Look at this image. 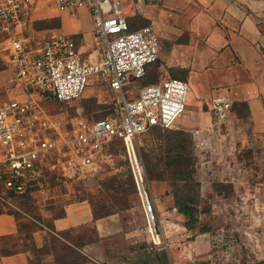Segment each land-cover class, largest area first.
<instances>
[{
  "label": "built area",
  "instance_id": "obj_1",
  "mask_svg": "<svg viewBox=\"0 0 264 264\" xmlns=\"http://www.w3.org/2000/svg\"><path fill=\"white\" fill-rule=\"evenodd\" d=\"M43 5L70 12L87 6L103 45L101 59L86 61L79 42L55 29L30 35L33 12ZM121 7L122 0H0V60L13 69L14 82L24 94L0 104V184L22 194L43 186L48 172H90L108 145L121 139L143 211L147 250H158L166 239L165 219L146 175L139 140L153 127L172 128L179 122L190 85L177 77L141 87L133 81L156 63L160 41L152 23L130 30ZM90 76L112 93L114 115L88 119L76 105ZM51 97L75 105L74 113H49L43 101ZM231 105L222 97L212 99L211 126L191 130L197 147H205L208 137L225 146L232 140ZM194 244L204 250L196 246L188 264L252 261L243 238L224 227L197 237Z\"/></svg>",
  "mask_w": 264,
  "mask_h": 264
},
{
  "label": "crops",
  "instance_id": "obj_2",
  "mask_svg": "<svg viewBox=\"0 0 264 264\" xmlns=\"http://www.w3.org/2000/svg\"><path fill=\"white\" fill-rule=\"evenodd\" d=\"M121 9L130 30L154 24L160 46L158 59L150 69L157 68L158 81L177 77L189 83L186 110L178 123H189L191 130L211 126L212 99L222 97L232 104L229 117L234 134L242 132L252 139L264 159V0H122ZM54 16L61 20V27L55 30L73 36L86 61L101 59L103 45L94 32L87 6L71 12L40 6L33 12L28 33L36 34V30L30 32L33 20ZM87 47L92 51L87 53ZM22 96L14 82L13 69L0 60V104ZM153 195L161 208L162 196L155 192ZM42 215L48 216L45 211ZM29 219L0 213V264H56L50 250L34 256L22 248L25 238L20 227ZM113 221L111 215L95 218L87 201H74L64 206V214L52 219V226L56 232L77 233L94 226L96 239L86 243L80 252L90 259L85 264H105L108 256L104 238L114 231ZM40 225L31 234L37 249L48 245L52 232ZM205 235L200 233L198 239ZM147 245L144 250L149 252ZM3 247L12 253L3 254Z\"/></svg>",
  "mask_w": 264,
  "mask_h": 264
},
{
  "label": "rangeland",
  "instance_id": "obj_3",
  "mask_svg": "<svg viewBox=\"0 0 264 264\" xmlns=\"http://www.w3.org/2000/svg\"><path fill=\"white\" fill-rule=\"evenodd\" d=\"M60 27V17L54 16L33 20L30 32ZM90 51L92 48L87 47V53ZM159 78V72L153 66L143 80L133 81L141 87ZM89 79L90 85L76 105L82 106L94 119L114 115L112 93L96 76ZM128 87L131 86L125 88ZM74 106H63L62 113L72 115ZM59 109V106L55 107V110ZM190 126L181 122L172 128H152L140 136V153L143 148L157 152L164 144L163 139L173 130H184L193 139ZM205 144L203 148L197 147L193 139L194 176L199 197L197 222L191 226H185L186 217L175 206V195L192 194V191L184 186V182L176 183L167 176L164 180H151L146 172L152 193L162 196L159 211L161 219H165L166 239L158 250H144L147 245L141 229L144 219L120 140L113 141L100 154L94 170L67 176L48 172L43 186L36 187L31 195L11 194L0 186V212H12L16 217L29 216V220L41 219L45 224L64 213V206L74 201H87L96 215L116 212L110 214L115 218L113 223L116 227L104 238L108 256L105 264H188L197 246L194 242L198 235L214 233L220 227L243 238L245 251L252 260L247 264H260L264 261V159L261 152L255 142L242 132H236L226 146L224 142L214 143L210 137L205 139ZM42 211L48 216L44 217ZM179 224L181 228L178 229ZM86 232L93 236L91 227H87ZM70 234L76 239L78 233L71 231ZM58 246L64 255L65 248Z\"/></svg>",
  "mask_w": 264,
  "mask_h": 264
},
{
  "label": "trees",
  "instance_id": "obj_4",
  "mask_svg": "<svg viewBox=\"0 0 264 264\" xmlns=\"http://www.w3.org/2000/svg\"><path fill=\"white\" fill-rule=\"evenodd\" d=\"M152 65H150L147 68V73L143 78H145L148 75L150 67ZM157 81L158 80L149 83H154ZM66 105L68 104L64 102H60L52 97L47 98L45 101H43L44 108L49 113H53V114L64 112L62 107ZM57 106L60 107L59 110H55V107ZM84 115L88 119H91V117L88 116V113L85 110H84ZM153 128H161V127L156 126ZM115 140H120L121 142V139H115ZM163 141L164 144L160 145L157 152H155V150L152 149L146 150L145 148H143L141 151V157L144 162L146 172L151 180H162V179L164 180L166 179L167 176L170 177L176 183L178 181L184 182L185 183L184 186L192 191V194L181 195L180 193L179 195L178 194L175 195V206L178 207L179 211L183 213L184 216L186 217L185 226H191L192 224H195L197 222V218H196L197 197H199V190L196 187L198 184L194 176L195 162H194V151L192 147L193 139L184 130H173L169 132V135L165 139H163ZM122 150L124 152L123 145H122ZM131 180L133 183V187L135 189L132 174H131ZM119 184L122 185L121 182H119ZM0 186L4 188L2 183L0 184ZM36 187L37 186L34 185L22 194H17L13 190H9L6 188L4 189H6L11 194L25 196V195H31ZM90 206L95 218L106 217L109 216L110 214L116 213L113 212L105 215H96L91 204ZM7 213L13 214L12 212H7ZM33 221L34 222H32V220H28L27 222L23 223L20 227V231L25 238V244L22 247L23 249L30 251L34 256H37L38 252H44L50 250L55 255L56 264H85L86 262L90 261V259L87 256L83 255L80 252V250L84 247L86 243L92 242L96 239L97 237L96 229L94 226L91 225L87 226L93 229V236L87 234L86 232L87 227H86L83 232L78 233L76 235L77 237L75 239V237L71 236L70 230L56 232L54 227L52 226V222H50V224H45L41 219H36V218L33 219ZM40 224L47 226L52 232L49 234L48 245H46L43 248L37 249L34 243L32 242L31 234L33 231L41 228ZM58 245H62V247L65 248L66 253L64 255L57 248L59 247ZM1 252L6 255L12 253L10 248H6V247H3L1 249ZM163 256L165 257V252L163 253ZM31 261L33 263V260ZM260 264H264V261L260 262Z\"/></svg>",
  "mask_w": 264,
  "mask_h": 264
}]
</instances>
